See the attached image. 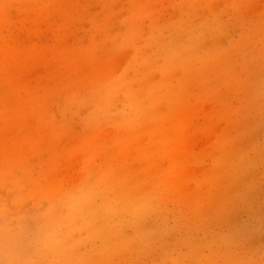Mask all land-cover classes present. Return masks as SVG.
Wrapping results in <instances>:
<instances>
[{
	"label": "rangeland",
	"instance_id": "rangeland-1",
	"mask_svg": "<svg viewBox=\"0 0 264 264\" xmlns=\"http://www.w3.org/2000/svg\"><path fill=\"white\" fill-rule=\"evenodd\" d=\"M0 264H264V0H0Z\"/></svg>",
	"mask_w": 264,
	"mask_h": 264
}]
</instances>
